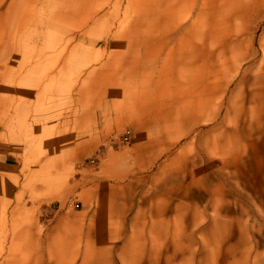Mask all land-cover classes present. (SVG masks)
Wrapping results in <instances>:
<instances>
[{
  "label": "rangeland",
  "instance_id": "1",
  "mask_svg": "<svg viewBox=\"0 0 264 264\" xmlns=\"http://www.w3.org/2000/svg\"><path fill=\"white\" fill-rule=\"evenodd\" d=\"M0 152V264H264V0H0Z\"/></svg>",
  "mask_w": 264,
  "mask_h": 264
},
{
  "label": "crops",
  "instance_id": "2",
  "mask_svg": "<svg viewBox=\"0 0 264 264\" xmlns=\"http://www.w3.org/2000/svg\"><path fill=\"white\" fill-rule=\"evenodd\" d=\"M100 84H104V83L100 82ZM120 97L125 98L126 95L123 94V95H120ZM185 134H186V130H185ZM7 161H8V159L6 157H4L2 152H0V203L2 201L4 187L9 185V181L11 180V177H12L11 171L13 170V166L11 164H8ZM98 221L103 222V223L107 222L103 219V217H100V219ZM105 227H106V225L105 226L102 225L101 229L102 228L104 229ZM99 250L100 251L102 250L105 253L109 252L108 249H105L103 247H100ZM81 264H86V262H82ZM90 264H96V263H90ZM97 264H111V263H107V262L106 263H98L97 262Z\"/></svg>",
  "mask_w": 264,
  "mask_h": 264
},
{
  "label": "bare ground",
  "instance_id": "3",
  "mask_svg": "<svg viewBox=\"0 0 264 264\" xmlns=\"http://www.w3.org/2000/svg\"><path fill=\"white\" fill-rule=\"evenodd\" d=\"M188 110V109H187ZM188 111H190V110H188ZM190 113V112H189ZM180 117V116H179ZM219 220V219H218ZM151 229H156L157 228V226L155 225V224H153V226H151L150 227ZM207 235V234H206ZM215 245V244H214ZM88 253V252H87ZM89 255V254H88ZM43 259V258H42ZM85 260V259H84ZM86 262V261H85Z\"/></svg>",
  "mask_w": 264,
  "mask_h": 264
}]
</instances>
